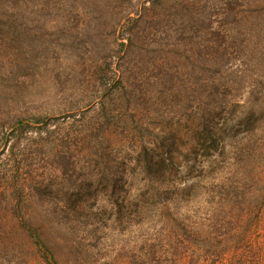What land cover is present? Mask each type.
I'll use <instances>...</instances> for the list:
<instances>
[{"label": "rangeland", "instance_id": "374dc122", "mask_svg": "<svg viewBox=\"0 0 264 264\" xmlns=\"http://www.w3.org/2000/svg\"><path fill=\"white\" fill-rule=\"evenodd\" d=\"M263 114L264 0H0V264H152L154 224L213 208ZM257 230L218 262L264 264L228 258Z\"/></svg>", "mask_w": 264, "mask_h": 264}, {"label": "trees", "instance_id": "16d2710c", "mask_svg": "<svg viewBox=\"0 0 264 264\" xmlns=\"http://www.w3.org/2000/svg\"><path fill=\"white\" fill-rule=\"evenodd\" d=\"M252 122L245 125V129L249 131L248 135L236 142L234 158H236L237 168H234L231 172L233 183L228 186L219 183L207 190V192L217 194H210L212 195L211 200H207L210 204L213 198L217 197V200H214V204H210L213 208H209V210L200 208L195 211L194 206L183 200L184 204L177 206L171 212L168 220H166L165 215H162L160 224H154L153 239L157 241L155 245L159 246L154 250L152 264H206L212 257V261L207 264L215 262L221 264L218 260H220L223 253L222 250L217 251L215 245L217 246L220 241L227 237H234L235 232L240 230V226L244 222H247L250 227L257 226L259 230L253 235L254 238L248 241L245 240L241 249L233 252L231 257L228 258L242 262L250 260L255 262V259L264 260V238L260 239L262 238L260 232L264 233V176L259 173L256 174L261 165L257 161L255 163L257 156L254 158L256 151L264 150V116L260 124ZM248 155L253 161L249 163V170L244 173L239 171V169L244 167L243 161ZM164 178L167 179V177L162 178L163 183H165ZM241 196H243V199L240 198ZM246 196L256 197L257 201L254 202L253 208L251 207V200L246 198ZM223 208H227L228 213H223ZM201 221L212 224V228L205 231L207 235L201 234L203 232V227L199 224ZM196 229L200 230L196 231ZM181 235H184V238ZM194 235L197 236L194 237L195 240L192 238ZM197 240L203 247L204 251L202 250L201 257L204 261L201 262L200 258L199 260L180 261L177 250L180 253L185 249H191V245ZM239 240L240 238H237L235 240L236 243ZM255 241L261 242V249L258 254L255 251ZM194 247L196 249V246ZM227 264L233 263L228 262Z\"/></svg>", "mask_w": 264, "mask_h": 264}]
</instances>
